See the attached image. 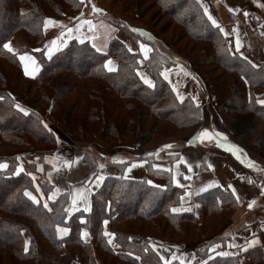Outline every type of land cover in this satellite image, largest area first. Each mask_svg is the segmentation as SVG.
<instances>
[{
    "label": "trees",
    "instance_id": "1",
    "mask_svg": "<svg viewBox=\"0 0 264 264\" xmlns=\"http://www.w3.org/2000/svg\"><path fill=\"white\" fill-rule=\"evenodd\" d=\"M122 1L114 0L113 5ZM152 1L159 8L156 17L167 18L182 37L193 41L197 47L202 46L198 49L203 59L180 50L171 39L165 38L166 29L158 32L154 25L148 23V31L152 35L145 38L142 33L117 22L116 26L137 51L117 38L112 40L105 52L98 51L90 42L73 40L50 58L43 51L36 53L40 73L35 78H27L19 59L3 45L17 33L24 34L35 46L41 45L44 19L76 17L82 11L83 2L0 0V146L13 149L9 154L0 156V163L8 164L6 169L0 168V242L12 245L18 259L31 264H78L75 259L79 252L82 258L79 264H97L96 251L97 255L104 253L112 256L114 261L111 264H164L149 245L151 234L163 231L168 238L203 244L229 222L237 200L231 192L215 188L195 198V202L204 208V221L201 222L193 212L173 213L171 209L180 204L184 190L173 183L167 172L156 171L155 161L152 160L147 165L149 175L166 178L164 187L150 185L146 180L108 177L93 194L90 213L80 211L67 219L66 195H61L47 209L25 195L27 189L35 193V179L32 177L35 168L25 163V171L17 173V157L37 150L36 144L45 146L42 151L51 152L56 147V137L51 128L44 126L45 121L39 112L30 109L25 114L16 107L8 85L18 90L20 84L23 87L20 94L28 103L50 109L54 118L63 123L77 140H94L102 127L101 137L107 144L136 147L141 137L144 146L155 136L157 122L171 123L176 129L188 130H194L202 123L200 107L191 99L179 101L162 76L165 68L178 64L175 58L170 59L162 52V47L174 53L178 50L187 57H193L210 75L217 96L227 105L230 123L239 122L244 116L250 117L249 128L244 133L236 131L245 142L251 140L256 145V150L246 146L247 151H256L264 161V133L261 136L255 134L258 127L264 125V104L258 103L264 99V94L260 97L255 94L257 90L264 91V61L254 65L240 54L232 53L227 38L211 23L198 0ZM250 1L257 7L255 0ZM132 2L135 15L142 18L139 11L145 13L140 4L143 1ZM229 16L233 22L238 20L235 15ZM140 43H148L152 47L147 58L137 47ZM109 57L119 61L116 72L105 69L104 62ZM141 68L153 80L154 86L141 79L138 73ZM214 71H217L216 76ZM32 93L33 96H30ZM194 135H197L196 131L191 136ZM36 157L40 159L41 156L37 154ZM115 165L122 172L128 164ZM36 174L41 188L50 191L48 181H41L45 177L41 173ZM18 219H28L32 224H23ZM104 221L110 222L111 233L116 234L114 242L120 248L118 252L104 235ZM142 224L152 225L155 231L145 229V234L141 235L128 229ZM57 226L69 227L70 235L65 239L58 238ZM24 231L31 239L27 252L24 251ZM35 232L42 239L35 236ZM84 232L90 234L91 242L82 238ZM46 242L54 250L52 254L43 249ZM237 259L215 257L205 264H236Z\"/></svg>",
    "mask_w": 264,
    "mask_h": 264
},
{
    "label": "crops",
    "instance_id": "2",
    "mask_svg": "<svg viewBox=\"0 0 264 264\" xmlns=\"http://www.w3.org/2000/svg\"><path fill=\"white\" fill-rule=\"evenodd\" d=\"M81 1L84 6L80 15L76 17L69 16L62 19H53L60 21L61 24L49 26L47 30L44 28L45 42L42 45V50L47 57L50 58L57 52L63 50L73 40L80 43L90 42L95 45L97 49L99 48L100 51H106L113 38H121V33L118 28L111 23V21L115 20L132 29L142 30V32H138L142 33L145 38L151 37L149 36L150 34L147 29L139 25L136 21L114 13L111 10V3L113 0ZM199 2L203 9L204 6H207L208 12L217 20L225 32L228 33L226 36L224 32H222L228 40L229 48L232 53L240 54L254 65H259V63L264 60V45H261L262 48L252 46L254 43V36L252 34L254 26L250 14L254 11V6L250 0H199ZM93 4L97 8L103 9V11L93 12ZM229 14L237 16L238 20L233 22ZM82 20L92 21V24L95 25V27L93 28L88 24H83L77 29L76 26L80 24ZM261 24L262 25L259 26L258 31L259 37L264 43V24ZM67 28H72L73 31L68 33L66 30ZM62 32L64 33L63 36H61ZM144 33H147V35ZM57 37H59L57 43L61 46L49 56L45 46L48 45L50 47L51 45L49 42ZM237 38L240 42L238 50L236 44ZM247 40L251 43V49L248 51L245 48V42H247ZM10 44L13 48L15 47V44L17 45L15 48H19L20 45L22 48L25 46L21 36H16ZM145 46V50H141V48L140 50L143 57L147 58L151 53V49L149 48V45L145 44ZM131 48L134 50L135 47ZM145 52H147V54H145ZM35 60L36 65L39 67V71L36 72L35 76L25 74L29 78L37 77L40 72L39 61L36 58ZM109 60L112 61L110 67H112L113 70L109 71L108 67H106V69L109 72L116 71L118 68L117 60L115 58ZM22 67L24 71L23 64ZM32 68L33 65L29 62V71H31ZM178 68H180L184 74V68L180 66ZM188 72V75L185 74V78L188 80L190 78L194 79V76L191 75L193 72L190 69ZM195 74L196 73H194V75ZM195 76H197V74ZM172 77L173 75L170 76V80ZM146 78L149 79V77ZM182 86L189 89V85L185 86L183 84ZM199 86L201 87L202 96H200V93L198 92V100L205 103V100H210V98L213 97V94L205 79H202V84L199 83ZM179 93L181 96L189 94L186 89H182ZM257 93H260L261 95L264 94V91L257 90ZM213 100H215V98ZM216 101L217 100H215V102ZM215 102H213V105H216L215 107H221V110L218 113H220L219 117H222L225 112V106L224 104L221 105V102ZM59 137H62L60 133ZM218 143L220 146L214 147V150H211L209 147L201 149L199 146L195 147L194 144L179 150H174L177 141H168L165 144H171L172 147L170 149H163L162 147V150H160L156 156H162L165 151L166 153L179 151L180 159L174 163H169L168 156H166L165 159H160V161L154 163V169L160 172H171L174 183L184 189L181 203L173 208L190 209V211L186 210L177 213L193 212L201 222L205 218L204 208L202 205L195 203V198L215 188H222L232 194L228 185L235 187L240 199L237 201V207L229 222L203 244L190 240L176 241L166 239L162 235H150L148 237L149 245L160 256L169 260L170 263L205 264L208 260L215 257H236L238 258L236 264H264V182H259L257 179L258 177H264V175L259 176V174H261L260 172H263L264 174V168L262 166H255V164L249 167L248 162H253L255 158L250 152L245 151L243 147L237 145L242 151L234 154L232 151L228 150L231 146L230 143L219 141ZM77 152V150H73L71 147H59L56 155L47 157L45 160L46 163L51 164L53 167L55 166L54 170L48 175L49 180L56 185L54 193L59 189L55 198L64 190L66 191L69 186H73L72 201L73 197H76V192H80L81 189L84 190L83 194H85L84 196L87 197V200L85 201L82 198L77 199L75 206L71 201L70 212L72 213L77 210H84L86 206L90 208L92 194L96 192L103 178L107 176L123 177L128 180H146L148 183L149 181H152V183L149 184L153 186L166 185V179L149 175L146 162L143 161H134L132 164L128 163L124 172L119 170L122 174L117 169L107 166L103 167L101 168V171H99V175L93 179L91 178V168ZM145 152L146 151L141 150L138 145L137 148L135 147L133 154L135 156H141ZM156 152L157 151H149L146 155ZM237 155L240 156V159H237ZM59 160L66 165V168L61 172L57 170L58 165L60 164ZM258 160L260 161L262 159L258 157ZM113 163L114 162L111 164ZM133 164L136 166L132 167ZM189 164L191 165V171L188 169ZM209 164L213 167L210 168L208 166ZM156 165H159L160 167H156ZM261 165H263V163ZM129 168L131 169L130 171L128 170ZM101 173L102 179H100ZM177 181H179V183H177ZM53 194H51L50 197H52ZM249 203H253L251 208L248 207ZM107 222V224L104 222V233L105 231L111 233L110 222ZM89 237L91 236L88 234L85 236V239L86 241L91 242V238ZM114 244L115 243L113 242V247L117 249L116 244ZM200 251H204L206 256H202L201 258L202 254L200 253L199 255ZM257 251H260V253H257ZM221 253H226V255H222Z\"/></svg>",
    "mask_w": 264,
    "mask_h": 264
},
{
    "label": "rangeland",
    "instance_id": "3",
    "mask_svg": "<svg viewBox=\"0 0 264 264\" xmlns=\"http://www.w3.org/2000/svg\"><path fill=\"white\" fill-rule=\"evenodd\" d=\"M132 1H135V0H123L122 3H120V4L115 6V5H113V3H114V0H113L112 3H111V10L114 13H116V14L122 15V16L128 18V19L136 21L139 25H141L142 27H145L147 29V31H148V29L150 27L149 24L150 25H154L155 29L158 32L159 31L162 32V29H166L164 31H168V33L166 32L167 35H166L165 38L171 39V41L173 43H175L180 50H183V51L185 50V52L191 53L192 55L196 56L199 59H203V55L201 53V50L198 49V48L202 49L201 45H198V47H197V45L193 41L189 40L186 37H182L181 33L179 31H175L173 25L171 26V23L169 22V20L167 18L156 17L157 16L156 13L159 11V8L156 5L153 4L152 0H136L137 2L143 1L140 4L142 5L141 9H145V11H144L145 13H142L141 11H139L142 14V18H140L139 15H137V14L135 15V13H134V8L135 7H134V4H133ZM261 1H262V3H260ZM198 2H199V0H198ZM255 3L257 5V7L254 6V11L250 14V16L252 17L251 20L253 21V26H254V29H252V34L254 36V43H253L252 46L253 47L258 46L259 48H262L261 45H264V43L261 41V38L259 37L258 29H259V26L262 25L261 23L264 24V0H260V1L259 0H255ZM82 11H83V8H82ZM82 11H81V13H82ZM67 17H69V16H67ZM47 18L57 19V18H54V17L53 18L52 17H47ZM63 18H65V17H63ZM45 19L43 21V37H44V39H43V42L41 43V45L39 44L38 46H35V44H32L31 42H29V40L26 38V36L24 34L17 33L7 43H10L16 36H21V39L24 41L25 46H23V48H22V47H20L21 46L20 45L19 48H15V47H17V45L15 44L14 48L16 49L17 52L16 53L10 52V53L15 55L18 58V54L17 53L27 52V53H29L30 55H32V56H34L36 58L35 54L38 53V52L43 51L42 50V45L45 42V30H44ZM60 19H62V18H60ZM117 22H118L117 20L111 21V23L115 27H117L116 24H115ZM258 24H260V25H258ZM260 29H261V27H260ZM118 30L121 33V38H117V39H120L122 41L123 40H127L125 42L127 44H129V47H135V46H131L130 39L119 28H118ZM149 34H150L149 36L152 35L150 32H149ZM115 38H113V39H115ZM112 40L110 41V43L112 42ZM110 43H109V46H110ZM142 44L143 45H145V44L149 45L148 43H140L137 46L139 48L140 52H141L140 48H141ZM149 48L152 49V47L150 45H149ZM245 48H246L247 51L249 49H251V43H250L249 40H247V42H245ZM38 49H39V51H37ZM134 50L137 51L138 49H136V47H135ZM161 50H162V52L168 54L169 55L168 57L170 59H171V57H173L178 62V64H176V65H174V66H172L170 68H165L162 71L163 78L165 79V70H167L166 74H167L168 78L165 79V80L170 85V87L173 90L174 94L176 95L177 99L179 101H184V100H187V99H191L202 110V119L203 120H202L201 125L196 127L194 130H188V129H185V128L184 129H176L175 126L172 125L171 123H167V122H159L158 123L157 122V125H156L157 129L155 131V136L152 138L151 141H146L147 142L146 145L142 146L143 145L142 138L140 137V139L137 140V142H138L137 146L139 145L141 150L146 151L141 156H135L133 154V151H134L135 147L128 148V147H122V146H117V145L114 146L112 144H107L101 137L102 127L100 129V133L98 131L96 138L94 140H92V141L85 142V141H81V140H77V139L73 138L71 136V134L69 133V130L67 129V127L63 123L59 122L57 119L54 118V116L51 113L50 109L46 110V109H42V108L36 107L35 105H33L31 103H28L25 100V97L20 94V92L23 91V87L20 84L17 86L18 90L12 88L11 85H8V92L13 97L15 102L18 105H20L21 107H23L24 109H26L27 113L30 111V109L39 112V114L42 116L43 120L45 121V124H47V127L51 128V130L54 132L55 137H56V147L51 152L42 151L43 150L42 148H45V146L36 144L35 146H36L37 150L26 152L22 156H19V159H18V162H19L18 168H22L23 169L20 172L25 171L24 168H23V165L25 166V163H28L29 165H31V166H33L35 168V172H34V174H32V177H35V181H34L35 182V193L30 191V190H28V189L25 190V192H30V193H32L33 196L36 197L35 202H40V203H42L43 206L45 205V203H47V205H48L47 209H50L51 208L50 205H51L52 202L56 201L61 195H66L67 196V201H66V204H65V211H66L67 219H68V217H70V215L75 214V213H79L80 211L84 212L86 214L91 212V209H92V206H93V194L94 193L92 194V197H91V203H90L91 205H90V210L89 211H84V210H79L78 211L77 210V211H74L73 213L70 212V205H71L72 196H73V190H72L73 186H69L66 191L64 190L65 192L63 191L62 193H60L55 199H50L51 194H53L55 189H56V185L53 184L49 180L48 175H49L50 172H52L54 170L55 166L53 167L51 164L46 163L45 160H46L47 157H51V156L56 155V152L59 149V147H71V149L77 150L78 151L77 152L78 155L91 168V173H92V177L91 178H93V179L96 178L99 175V171H101V167H100L101 164H103L104 167L107 166V167H111L113 169H117L118 171L120 170L119 167H116V165H115L118 162H114V160H113L114 157L117 158V161L123 160V163H120V162L118 163L119 166H120V164H124V162H126L127 164L128 163L132 164V162H134V161H143V162H146V165H148V163L152 162V160H154L155 162L156 161H160V159H165L166 156H168V162L169 163H174V162H176L177 160L180 159V152L179 151H174V152L171 151V152H167V153L165 151V153H163L162 156H160V157H157L156 155H151L152 157H150L149 154L146 155V153L149 152V151L153 152V151L161 150L163 145L166 142L171 141V140H174L175 142L177 141V145L174 147V150H179V149H182V148H184L186 146H190V145H193V144H194L195 147L199 146V148H201V149H206V147H209L211 150H214L213 149L214 147L220 146L218 141L219 142H224V143L228 142L231 145H236V146L239 145L240 147H243V149L245 148L244 149L245 151L248 150V148L246 147L248 145L250 147H252L254 150L257 149L256 145L253 144V142L251 140H249L248 142H245L246 140L241 138V136L239 135V132L236 131L238 129V131L244 133L247 130V128H249L250 117L249 116L248 117L244 116V118L239 120V122L238 121L236 123H232L231 122L232 124L229 122L230 121L229 120L230 117L227 116V105H226V103L224 102L223 99H220L217 96V94L215 92V89L213 87V84L211 82L210 75L205 71V69L202 68L193 57H191V56L187 57V56L183 55L182 53H179L180 51L177 52L178 50L175 51L176 53H174V52H172L170 50H167L166 48H163V47H162ZM111 58H115V57L107 58L104 63L106 64V62L109 59H111ZM115 59L117 60L118 67H119V61H118L117 58H115ZM20 63H21V61H20ZM142 64H143V62H142ZM179 66L184 68V70H185L184 74H183V71L180 70V68H178ZM105 69H106V67H105ZM189 69L193 72L191 75L194 76V79L190 78L188 80L187 78H185L186 75H188V73H189L188 72ZM5 70H6V68H5ZM14 70H15V68H14ZM40 70H41V66H40ZM117 70H118V68H117ZM116 71H113V72H116ZM216 72L217 71H214L213 75L216 76V74H217ZM138 73H139L140 77L146 76V77H149V79H151L150 76L145 72V70L143 68L139 69ZM194 73H196L197 76H195L196 74L194 75ZM23 74L25 75L24 71H23ZM171 75H173V77L170 80V76ZM27 78H29V77H27ZM202 79L206 80V82L210 86L211 92L213 94V97H211L210 100L206 99L205 103L200 102L198 100V97H197L198 92L200 93V96H202L201 87L199 86V83L202 84ZM142 80L144 81V79H142ZM151 81L153 82L152 79H151ZM89 84L92 85V82L90 81ZM183 84L185 86L189 85V89L183 87L182 86ZM182 89L183 90L186 89L189 92L188 95H185V93H184L185 96L182 95L183 96V100H181L178 97V93L181 92ZM255 94L257 95V97H260V93H257V91H255ZM30 96H33V93L30 94ZM179 96H181L180 93H179ZM193 97H195V99H193ZM214 98H215V100H217L216 102H219V103L221 102L220 104L221 105L224 104V106H225V112L222 115V117H219L220 113H218L221 110V107L219 108V107H215L216 106L215 104L213 105V102H215V100H213ZM203 129H208L209 132L213 133V138L212 139L201 138V139L193 140V138L196 137L197 135H194V136H191V135L195 131L198 134ZM257 130H258L257 133H255L256 136L263 135V133H264V125H261V128L258 127ZM64 132H66L67 134L64 133ZM59 133L62 135V137H59ZM216 133H222L223 135L222 136H216L215 135ZM190 140H193V142L191 144L189 143ZM137 146H136V148H137ZM254 150H252V151L249 150L247 152H250L254 156L255 160L253 162H254L255 166H262L264 168V165H261L262 162H264L263 158L260 157L259 154L256 151H254ZM11 151H13V149L9 148L8 146H0V156L7 155ZM37 154H39L41 156L40 159H38V157H36ZM258 157H260L262 160L259 161ZM112 162H114V163L111 164ZM2 163L6 164L7 167H8L7 162H2ZM59 163L60 164L58 165L57 170L61 172V171L64 170V168H66V165L63 164L60 160H59ZM6 168H2V169H6ZM124 171L125 170H123V172ZM20 172H18V173H20ZM37 172L39 173V175L41 173L42 176H44L47 179L46 180L44 178L45 179V181H44V179L41 178V181H43L42 183H45L46 181H48V183L51 185V190L50 191H47V192L44 191L41 188V186L39 185V183L36 181V177H38V175L36 174ZM167 173L169 174V177H171V180L173 181V177H172L171 172H167ZM260 173L261 174H259V176L260 175L261 176L264 175L263 172H260ZM101 177H102V173H101ZM108 177H114V176H107V177L103 178V180H102L100 186L98 187V189L96 190V192L103 186L105 180ZM157 178L166 179V178H163L162 176H159V175H157ZM257 179H258L259 182H261V181L264 182V177H260V178L258 177ZM173 183H174V181H173ZM164 186H166V185H164ZM164 186H159V187H164ZM178 187L181 188L180 186H178ZM8 190H9V188L5 191V194L3 195L4 198H6ZM78 193H80V192H76L75 196H78L79 195ZM83 195H85V194H83ZM27 197L31 198L30 196H27ZM204 214H205V212H204ZM1 216L2 215H1V212H0V218H1ZM18 220L22 221L23 224H27V225L28 224H32L30 221H28V219H18ZM110 227H111V225H110ZM58 228H66V229H68L67 234H63L62 235L59 232ZM118 228L121 229V227H118ZM128 229L131 230L132 233L141 234V235L145 234V232H146L145 229H147L149 231H152V232L155 231V228L152 225H150V224L133 225V228L132 227H130V228L128 227ZM103 230H104V223H103ZM122 230H124V229H122ZM70 232H71V230H70L69 227H66V226H57L56 227L57 237L60 238V239L67 238L70 235ZM34 234L39 239H42L41 237H39L38 233L35 232ZM151 235H162L166 239H171V240H176V241H184V240H178V239H172V238L165 237V235L163 234V231H158V233H154V234H151ZM22 237H23L24 243L26 241H28L29 243L31 242L30 236L25 231L23 232ZM82 238L84 240H86L85 236H82ZM89 238H91V237H89ZM106 238L108 239L107 236H106ZM186 240H188V239H186ZM91 241H92V238H91ZM114 241L115 240H113V242ZM133 241L137 242L139 240L138 239H133ZM190 241H192V240H190ZM194 242L198 243L197 241H194ZM29 243H28V245H29ZM47 244L48 243L46 242L45 243L46 247L45 248L43 247V249L47 250V252L49 250V253L52 254L54 252V250H52L50 247H48L49 245H47ZM110 245L113 246L112 244H110ZM13 250H14V248L12 247V245L0 242V264H31V262H27L26 263L25 261H22V260L18 259L15 256V254L13 253ZM114 250L118 252V250H120L119 246L117 247V249H114ZM78 253L79 252L76 253L77 256H76L75 260H76V263L79 264L80 263V259L82 260V258H81V255L79 256ZM200 253L202 254L201 258H202V256H206L205 255L206 253L204 251H200L199 255H200ZM94 254H95V258H96L97 264H111L114 261L112 256H106V255H104V253H99V255H97V252L94 251ZM116 264H119V263L116 262Z\"/></svg>",
    "mask_w": 264,
    "mask_h": 264
},
{
    "label": "snow or ice",
    "instance_id": "4",
    "mask_svg": "<svg viewBox=\"0 0 264 264\" xmlns=\"http://www.w3.org/2000/svg\"><path fill=\"white\" fill-rule=\"evenodd\" d=\"M230 10H231V9H230ZM92 11H93V12H99V11H103V9H99V8H97V7L93 4V5H92ZM204 11H205V14L207 15L208 19L211 21V23H212L213 25H215L217 28H219V30H220L221 32H224V34L227 36L228 33L225 32V30L219 25V23L217 22V20L214 19L213 16L208 12V8H207V6H204ZM57 24H61V22H60V21L53 20V19H51V18H46V19H45V22H44V28H45V30H47V28H48L49 26H55V25H57ZM83 24H88V25H90V26L93 27V28L95 27V25L92 24V21H90V20H82V21L80 22V24H78V25L76 26L77 29H78L81 25H83ZM66 30H67L68 33H71V32L73 31L72 28H67ZM133 31H140V32H142V30H140V29H133ZM63 34H64V33L62 32V33H61V36H63ZM144 34L147 35V33H144ZM58 40H59V37L54 38L53 40H51V41L49 42L50 45H51L50 47H49L48 45L45 46V47L47 48V54H48L49 56H51V54H52L54 51L58 50V48L61 46V45H59V44L57 43ZM236 44H237V50H238V49H239V46H240V42H239V39H238V38H237ZM93 46L95 47V45H93ZM3 47H4L5 49H7L9 52L16 53V50L11 46L10 43H5V44L3 45ZM145 49H146V46L142 44V45H141V50H145ZM97 50L99 51L100 49L98 48ZM37 51H39V49H38ZM129 51H131V49H129ZM17 54H18V58H19V60L21 61V63H22L23 66H24L25 74H26V75H29V76H35L36 72L39 71V67H38V65H36L35 57L32 56V55H30V54L27 53V52L17 53ZM145 54H147V52H145ZM29 62L33 65V68H32L31 71H29ZM111 64H112V61H110V60L107 61L106 64H105V67H108V70H109V71H112V70H113V68L110 67ZM166 73H167V70H165V79L168 78ZM141 78L144 79V82H145L146 84H148V85H150V86H154V85H153V82H152L150 79H148V78H146V77H143V76H142ZM174 90H175V89H174ZM178 97H179L181 100H183V96H179V93H178ZM0 99H2V98H0ZM193 99H195V97H193ZM258 103H260V104H264V99L259 100ZM16 107L19 108V110H20L21 112H25V114H27V110L24 109L23 107H21L20 105L17 104ZM44 126L47 128V124H45ZM215 135H216V136H222L223 134H222V133H216ZM201 138L212 139V138H213V133L209 132L208 129H203L201 132H199V133L197 134L196 137L193 138V140H195V139H201ZM193 140H190L189 143L191 144V143L193 142ZM221 146H223V145H221ZM171 147H172L171 144H165V145H163V149H170ZM161 150H162V149H161ZM228 150H229V151H232L234 154H236L237 152L242 151V150H240V149L238 148V146H236V145H231V146L228 148ZM159 151H160V150H158L156 153H149V155H158V152H159ZM17 159H19V157H17ZM181 159H183V158H181ZM237 159H240V156H239V155H237ZM113 160H114V162H120V163H123V160H119V161H117V158H115V157L113 158ZM185 163H186V161H185ZM253 164H254V162H252V161H249V162H248V166H249V167L253 166ZM135 166H136L135 164L132 165V167H135ZM208 166H209L210 168L213 167L211 164H209ZM6 167H7L6 164H4V163H0V168H6ZM100 167L103 168L104 165L101 164ZM156 167H160V166H159V165H156ZM188 169H189V171H191V165H190V164L188 165ZM22 170H23L22 168H17V173L20 172V171H22ZM128 170L130 171L131 169L129 168ZM29 175H31V173H29ZM33 179H35V177H33ZM100 179H102V177H100ZM174 179H175V177H174ZM249 182H251V181H249ZM149 183H152V181H149ZM177 183H179V181H177ZM209 186H211V185H209ZM228 187L231 189V191H232V195H234V196L236 197L237 201H239L240 198H239V195H238L237 192H236L235 187H233L232 185H228ZM201 190H203V189H201ZM83 191H84V190L81 189V190H80V194H79L78 196H76V197H73V201H72V203H73L74 206L76 205L77 199L82 198V199H84L85 201L87 200V197L83 195ZM58 192H59V189L56 190V193H58ZM56 193H54L53 196L50 197V199H54ZM25 195L30 196L34 201L36 200V197L33 196L32 193H30V192H25ZM253 203H254V202H253ZM253 203H249V204H248V207L251 208V207L253 206ZM44 206L47 207V206H48L47 203H45ZM72 210H74V209H72ZM89 210H90V208L87 207V206L84 208V211H89ZM186 210H189V211H190V209H184V208H172V209H171V211H172L173 213H177V212H180V211H186ZM107 223H108V222L105 221V224H107ZM58 230H59V232H60L62 235H63V234H67V232H68V229H66V228H58ZM87 235H88L87 232L82 233V236H87ZM104 235L107 236V237H109V239H108V243H109V244H112V243H113V237H115L116 234H115V233H110V232L105 231ZM129 239H131V237H129ZM28 243H29L28 241L25 242V247H24V251H25V252H27V251L29 250V249H28ZM213 247H215V246H213ZM221 254H222V255H226V253H221ZM173 258H175V257H173ZM161 260L164 261V264H170V261L167 260L166 258H164L163 256H161Z\"/></svg>",
    "mask_w": 264,
    "mask_h": 264
}]
</instances>
